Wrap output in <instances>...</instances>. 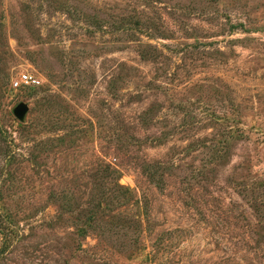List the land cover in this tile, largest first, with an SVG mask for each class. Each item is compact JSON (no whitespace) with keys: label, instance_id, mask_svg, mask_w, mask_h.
Returning a JSON list of instances; mask_svg holds the SVG:
<instances>
[{"label":"rangeland","instance_id":"rangeland-1","mask_svg":"<svg viewBox=\"0 0 264 264\" xmlns=\"http://www.w3.org/2000/svg\"><path fill=\"white\" fill-rule=\"evenodd\" d=\"M0 84V264H264V0H0Z\"/></svg>","mask_w":264,"mask_h":264},{"label":"built area","instance_id":"built-area-1","mask_svg":"<svg viewBox=\"0 0 264 264\" xmlns=\"http://www.w3.org/2000/svg\"><path fill=\"white\" fill-rule=\"evenodd\" d=\"M40 84V80L35 75L31 74L29 71L20 73L17 78L12 80V86L15 89L26 87V86H37Z\"/></svg>","mask_w":264,"mask_h":264},{"label":"water","instance_id":"water-1","mask_svg":"<svg viewBox=\"0 0 264 264\" xmlns=\"http://www.w3.org/2000/svg\"><path fill=\"white\" fill-rule=\"evenodd\" d=\"M29 110V103L26 101H21L13 107L12 112L20 122H24L26 120L27 114L29 113Z\"/></svg>","mask_w":264,"mask_h":264},{"label":"trees","instance_id":"trees-1","mask_svg":"<svg viewBox=\"0 0 264 264\" xmlns=\"http://www.w3.org/2000/svg\"><path fill=\"white\" fill-rule=\"evenodd\" d=\"M241 25H243V24H241ZM3 87H4V85H1L0 84V89H3ZM46 99V98H45ZM46 102H48L49 104H50V102H51V100L50 99H47V101ZM118 189H127V190H129L130 189V187H125L124 185H120L119 184V187H117ZM130 191V190H129ZM98 206L97 207H103V201L101 200V199H99V201H98V204H97ZM92 217H91V219H94V215H93V212H92V215H91ZM0 218H1V215H0ZM92 221H94V220H91V222ZM90 227H92V225L90 226ZM0 228H3V226H2V224L0 223ZM83 228H85V227H83ZM83 230H85V234H86V232H87V229L85 228V229H82V232H83ZM4 232V231H3ZM144 252V251H143ZM142 252V253H143ZM143 254H145V252L143 253ZM145 258V260H149V258H150V255H146V257H144Z\"/></svg>","mask_w":264,"mask_h":264}]
</instances>
